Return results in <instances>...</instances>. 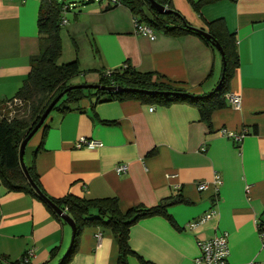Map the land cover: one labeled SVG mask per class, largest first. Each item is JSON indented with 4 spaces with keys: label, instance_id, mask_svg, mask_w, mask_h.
Instances as JSON below:
<instances>
[{
    "label": "crops",
    "instance_id": "crops-1",
    "mask_svg": "<svg viewBox=\"0 0 264 264\" xmlns=\"http://www.w3.org/2000/svg\"><path fill=\"white\" fill-rule=\"evenodd\" d=\"M97 1L73 15L63 10V36L73 48L69 61H77L84 80L74 85H99L104 72L125 67L155 73L195 96L219 85L223 59L216 47L191 34H135L127 7L104 10L107 0ZM194 1L171 0L170 7L193 28L207 32L209 23L223 20L235 35L239 63L229 93L241 97V106L234 108L226 97V106L204 119L187 102L162 106L85 92L67 105L70 110L51 113L46 130L28 143L25 163L35 166L53 198H116L123 213L184 199L168 207L174 223L158 215L131 227L136 256L128 264H142L138 257L152 264H196L198 243L215 236H226L227 264H264V0H211L199 10ZM39 12V0H0V102L14 98L40 52ZM222 129L245 136L234 142ZM81 137L102 146L77 148ZM122 165L127 169L120 173ZM201 183L207 185L203 191L197 189ZM205 215L204 223L190 227ZM72 238L71 226L43 202L0 182V264L23 262L29 253L26 264H58ZM118 255L111 230L86 227L69 264H117Z\"/></svg>",
    "mask_w": 264,
    "mask_h": 264
},
{
    "label": "trees",
    "instance_id": "trees-1",
    "mask_svg": "<svg viewBox=\"0 0 264 264\" xmlns=\"http://www.w3.org/2000/svg\"><path fill=\"white\" fill-rule=\"evenodd\" d=\"M39 1L40 12L37 28L41 48L44 47L45 51L42 52L40 49L39 55L32 57L30 72L14 98L0 102V182L10 191L33 195L43 202L47 209L60 221L65 222L46 202L44 197L51 200L72 218L76 225L73 244L62 264H69L77 253L84 229L95 226H101L112 231L119 247L117 264H128L129 257L136 256L129 245L131 227L142 219L158 215L165 216L174 223L173 218L168 214V207L183 203L185 200L178 197L170 201H164L156 207L133 208L123 213L116 198L88 200L73 195L53 198L43 189L35 166L26 164L32 180L41 191L42 195H40L29 183L21 166V145L37 126L51 101L63 91L65 93L55 105L53 111L64 112L70 110L67 105L83 98L85 92H94L98 97L106 96L109 98L107 100L113 98L118 100L136 99L148 104L162 106L176 102H187L197 107L202 118L208 119L211 112L226 106V95L229 93L233 71L239 63L236 37L227 30L223 20H216L209 23L207 33L211 37L207 38L202 32L204 30L191 27L178 12L171 9V0H153L172 11L167 14L155 12L148 0H115L119 5L127 7L135 18L154 31H160L171 36L196 35L212 47H215V44L218 43L224 56L223 79L220 87L217 91L208 95L195 96L161 82L160 77L155 73H141L125 67L110 71L108 75L104 72L99 85L119 86L134 90L132 92H105L99 89L83 90L77 88L67 90L74 85L68 83V81L80 74L77 61L65 64L57 63L61 53L59 36L62 24L61 13L69 7L59 4L57 0ZM95 1L97 0H81L80 5L91 4ZM209 2L211 0H198L192 2V5L199 10L202 5ZM114 7L116 6H111L107 1V6L103 9L109 10ZM22 104H29L30 115L18 114L17 106ZM44 128L46 130V122L42 129ZM38 151L39 149L36 150L35 155ZM93 211L96 214H92ZM138 258L142 264H152L140 257ZM14 264L25 263L21 261Z\"/></svg>",
    "mask_w": 264,
    "mask_h": 264
},
{
    "label": "built area",
    "instance_id": "built-area-1",
    "mask_svg": "<svg viewBox=\"0 0 264 264\" xmlns=\"http://www.w3.org/2000/svg\"><path fill=\"white\" fill-rule=\"evenodd\" d=\"M108 3L111 6H119V3H117L115 0H107ZM62 24H65V20L62 21ZM133 28H134V33L142 36H146L150 39L155 38L154 31L147 26L145 23L140 22L137 18H133ZM110 71H107L106 74L108 75ZM227 99L229 103L234 107L238 108L241 106V97L235 94H227ZM154 108H152L153 110ZM245 131H242L240 133H232L227 131L226 129H222L220 131V134L223 137L230 138L234 142H240L244 136H245ZM102 146V143L93 139H88L86 137H81L77 142H76V147L77 148H89V149H94V148H99ZM127 169L126 165L119 166L117 168L118 172H125ZM221 183L220 179L218 176H215L213 184L219 185ZM207 185L205 183H201L197 185V189L199 191L205 190ZM208 219V215H205L201 217L197 222H193L190 224V227L194 228L198 226L201 223H204ZM260 237L263 241L264 244V233L260 232ZM198 247L200 250V255L198 258L195 260L196 264H227V258H228V245H227V239L226 236H215L214 238L207 240V241H201L198 243ZM32 255V253H29L28 257L24 258L23 263L25 264L28 262L29 256ZM248 264H256L255 262H250Z\"/></svg>",
    "mask_w": 264,
    "mask_h": 264
},
{
    "label": "water",
    "instance_id": "water-1",
    "mask_svg": "<svg viewBox=\"0 0 264 264\" xmlns=\"http://www.w3.org/2000/svg\"><path fill=\"white\" fill-rule=\"evenodd\" d=\"M150 3L151 8L160 14H167L169 12H172L171 10H168L166 7L161 6L159 4H157L155 1L153 0H148ZM203 34L207 37L210 38L211 36L206 32V31H202ZM216 49L220 52L222 59H223V50L221 48V46L216 43L215 44ZM223 79V76H222ZM222 79L219 83V85L216 87V89L213 91H217L218 88L220 87V84L222 82ZM83 89V90H88V89H99L105 92H132L134 90L132 89H128V88H121L119 86H111V87H107V86H102V85H73L71 87H69L67 90L70 89ZM141 92V91H139ZM65 91H63L62 93L58 94L52 101L51 103L48 105L49 107L46 109L45 113L42 115L39 123L37 124V126L33 129V131L24 139L21 148H20V162H21V166L25 172V175L27 177V179L29 180V183L32 185V187L36 190V192L40 195L41 191L40 189L36 186V184L34 183V181L32 180L29 171L27 169V165L25 163V152H26V148L28 143L30 142V140L34 137V135L43 128L45 122L47 121L48 117L50 116L51 112L53 111V109L55 108V105L58 103V101L63 97ZM168 94V93H165ZM173 94V93H170ZM44 199L46 200V202L52 207V209L68 224L71 226L72 230H73V236H74V232L76 229V225L74 223V221L72 220V218L66 214L62 209H60L57 205H55L51 200H49L48 198L44 197ZM72 244H73V238H72V242L68 248V250L66 251V253L64 254V256L62 257L61 261L58 264H62L63 260L67 257L68 253L70 252L71 248H72Z\"/></svg>",
    "mask_w": 264,
    "mask_h": 264
},
{
    "label": "rangeland",
    "instance_id": "rangeland-1",
    "mask_svg": "<svg viewBox=\"0 0 264 264\" xmlns=\"http://www.w3.org/2000/svg\"><path fill=\"white\" fill-rule=\"evenodd\" d=\"M57 1H58L59 4L65 5V6H67V7L70 8V12H69L70 15H73V14H76L78 12H81L82 9H83V7H84V5L83 6L80 5V1L81 0H57ZM100 1H103L102 2L103 4L106 2L105 0H100ZM95 4L98 5V1H95L94 3H92V5H95ZM89 5H91V4H89ZM61 15H62V17L65 18V15H63V13H61ZM65 23H66V21H65ZM60 29H61V33H59V36H62V38H63V55L60 58L61 60L59 62L57 61V63H60L61 64V63H67V62H70L71 61V59H70L71 57L68 56V53H70L73 48H72L71 41L69 39H66L63 36L64 26L60 27ZM39 42H40V39H39ZM40 49L42 50V52L45 51L44 50V47L41 48V45H40ZM76 80H80V81H83L84 82V80H83V78L81 76H76V77L71 78L68 81V83L73 84V83L76 82ZM29 108H30L29 104H24V105L22 104V105L17 106V112L20 115H27L28 116V115H30L29 114V112H30ZM6 110H7V108H6Z\"/></svg>",
    "mask_w": 264,
    "mask_h": 264
}]
</instances>
